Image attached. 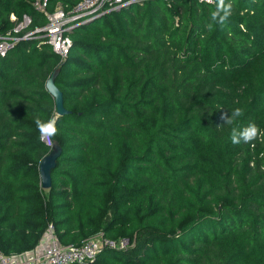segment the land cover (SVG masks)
Masks as SVG:
<instances>
[{"label":"trees","instance_id":"obj_1","mask_svg":"<svg viewBox=\"0 0 264 264\" xmlns=\"http://www.w3.org/2000/svg\"><path fill=\"white\" fill-rule=\"evenodd\" d=\"M32 1L0 0V32L24 13L43 24ZM232 3L212 31L214 3L147 0L74 24L63 60L31 38L0 56V251L34 249L51 225L62 246L133 240L83 264H264V138H230L264 130V0ZM56 68L69 113L45 189L35 120L56 114ZM237 107L245 115L223 123Z\"/></svg>","mask_w":264,"mask_h":264},{"label":"built area","instance_id":"obj_2","mask_svg":"<svg viewBox=\"0 0 264 264\" xmlns=\"http://www.w3.org/2000/svg\"><path fill=\"white\" fill-rule=\"evenodd\" d=\"M144 1L147 0H79L70 9L58 4L53 10H49L48 0H33V7L45 15V22L32 27V17L24 13L13 27L0 32V56L6 55L19 41L31 38L49 44L63 60L73 44L68 32L74 24L84 22L83 19L88 15L101 17L122 6ZM11 19L15 20L16 16L11 14ZM43 142L50 148L54 144L53 139L50 145L46 141ZM45 235H49L50 240L45 246L42 244V251L35 250L41 243L34 249L20 254L0 251V264H83L92 262L105 247L125 249L133 244L130 237L111 238L100 233L79 244L62 246L54 237L51 225Z\"/></svg>","mask_w":264,"mask_h":264},{"label":"clouds","instance_id":"obj_3","mask_svg":"<svg viewBox=\"0 0 264 264\" xmlns=\"http://www.w3.org/2000/svg\"><path fill=\"white\" fill-rule=\"evenodd\" d=\"M203 2V0H202ZM209 3L215 4V9L210 12V22L206 25L209 31H212L216 26L223 27L226 25L232 9V0H207ZM245 115V110L241 107L233 109L230 113L223 111L220 119L223 123L233 125L236 121ZM59 114H54L47 120L37 118L35 120L36 128L42 141L51 144L52 137L56 136L59 132L57 126ZM231 142L234 145L247 144L260 138H264V130H261L255 123H249L246 127L231 129Z\"/></svg>","mask_w":264,"mask_h":264},{"label":"water","instance_id":"obj_4","mask_svg":"<svg viewBox=\"0 0 264 264\" xmlns=\"http://www.w3.org/2000/svg\"><path fill=\"white\" fill-rule=\"evenodd\" d=\"M58 73L59 68L54 69L46 79L45 86L54 98L55 113L63 115L69 113V110L64 105L63 92L55 82ZM61 153L62 147L57 141H54L50 150L40 159L38 169L42 188L48 189L51 186V171L55 167L56 160Z\"/></svg>","mask_w":264,"mask_h":264},{"label":"rangeland","instance_id":"obj_5","mask_svg":"<svg viewBox=\"0 0 264 264\" xmlns=\"http://www.w3.org/2000/svg\"><path fill=\"white\" fill-rule=\"evenodd\" d=\"M47 237V238H46ZM43 238H45L42 242L43 243H46L47 242V244L49 243V240H50V237H49V235H44V237ZM41 243V242H40ZM42 244V243H41ZM44 246H45V244H43ZM43 245L42 246H38L35 250H37V251H42L43 250ZM34 251V250H33Z\"/></svg>","mask_w":264,"mask_h":264},{"label":"crops","instance_id":"obj_6","mask_svg":"<svg viewBox=\"0 0 264 264\" xmlns=\"http://www.w3.org/2000/svg\"><path fill=\"white\" fill-rule=\"evenodd\" d=\"M46 238H47V237H46ZM44 239H45V238H42V239H41V243H42V244H43V242H42V241H43ZM42 244H40L39 246H42ZM44 244L46 245V244H47V242H46V243H44Z\"/></svg>","mask_w":264,"mask_h":264}]
</instances>
